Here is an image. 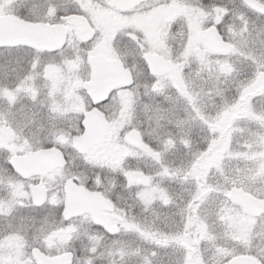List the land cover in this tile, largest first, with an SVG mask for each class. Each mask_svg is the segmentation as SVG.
I'll return each mask as SVG.
<instances>
[{"label":"trees","instance_id":"trees-1","mask_svg":"<svg viewBox=\"0 0 264 264\" xmlns=\"http://www.w3.org/2000/svg\"><path fill=\"white\" fill-rule=\"evenodd\" d=\"M48 1H37L40 7L39 13L44 11L41 7L45 6ZM87 1L89 13L91 0ZM257 1L261 2L259 4H264V0H194L192 6L195 14L204 15L206 27L222 19L224 21L223 31L226 39L229 38L231 30L239 31L242 28H247L251 35L249 36L248 46L244 51L248 52L251 50L254 57L261 58L264 57V43H262L264 42V8H262L261 11L263 12H261L252 5L256 4ZM192 16L194 15H190L189 18L183 17L180 21L173 24L170 23V28L167 31L168 33H166L169 34V38L172 39L170 41L173 43L181 35L179 37L183 52L191 35ZM178 47L180 46L173 48ZM198 47L200 51L204 50L201 44ZM194 56L193 53L191 57ZM171 57L173 56L171 55ZM177 61L182 62L183 55L178 56ZM230 61L231 65H234L235 71L227 76L210 73L208 68L202 67L199 62L192 59H190V62H184L183 75L186 76L190 83L191 90L193 88L200 96L201 106L203 107L202 115L213 116L220 112L225 104L231 105V102L239 96L240 85H244L254 78L256 65L253 64L251 59L246 60L244 56L233 55L230 57ZM138 73L135 72L133 85L135 116H108L109 134L110 136L113 135L114 128L117 125V128H119L117 133L118 143H124L123 133L130 128H136L154 148L158 149L156 151L164 148L163 141L169 138L174 139L175 146L164 152L163 155V165L170 169L167 177L162 175V164L158 163L156 158L155 161L149 162L145 157H133L131 159L135 163L130 160L126 163L127 167L140 168L141 175H146V172H148L151 178L150 185L164 189L165 194L170 196L173 202L161 206L157 217L154 218L156 222L151 223V230H141L152 233L147 236L143 235V239L138 237V235H141V231L126 232L124 235H122L123 232L119 231L113 236L101 231L97 233L94 240L87 236H80L71 242L68 248L57 246L51 253L59 254L70 250L74 253L73 264H78L75 260H80V264H113V262L115 264H144L145 257H149L153 264H179L177 260L181 250L186 252L190 250L191 259L189 264H197V255L205 257V260H202L205 261V264H224L237 254H254L255 252L252 250H238L233 252L235 253L234 255L231 252L222 258H219L215 252L211 256L201 249L204 246L202 243L200 244L203 246L199 243H193L195 240L194 236V238H184L189 241L183 244L170 241L166 246L157 245V239L165 235L180 234L181 228L182 234H196L190 224L186 226V217L188 215L186 205L197 192L198 185L205 186L206 191L203 192L201 199L195 202L191 215L199 210L205 213L209 211V214L223 213V218L227 215L225 213L226 209L224 210L226 205L231 204L232 207L240 209L239 205L232 203L229 199L228 194L232 187H240L260 197L264 196V188L254 187L245 183L244 180L248 179L247 173L236 175L232 171L229 177L222 178L210 174L207 171V159L217 150L218 146L217 144L212 146L210 152L205 153L203 151L208 148L211 139L209 128L200 119H193V114L195 113L188 107L185 99L179 96L176 88L168 86L162 94L148 89L149 93L145 95V86L148 84L150 87L151 80L146 72H140V76H138ZM38 97V103L42 104V94L39 93ZM249 97L253 102L255 112H247L245 114L243 110L244 103H242L240 109L236 110V115H229L227 125L224 127L225 134L223 138L232 127L234 121L238 119L240 122L238 128L242 129L240 133L243 139H248V147L240 153L230 151L228 154L233 158L241 157L250 160L253 168L260 169L264 173V123L258 120V117L264 114V79L257 84H253V92ZM23 106L21 108L16 104H5L0 110V114H2L0 116H13L16 126L18 128L22 127V138H27L33 145L47 144L46 141H51L53 133L58 130L69 129L72 135L75 134V125L78 123L79 116H75L73 121H69L66 118L62 119V121L57 120L56 116L39 115L33 117L31 116L32 112L23 109ZM108 106L113 112H121L124 109L118 97H115L112 100V104ZM161 116L163 119L160 118ZM36 135L39 137V142L32 140ZM216 137L219 139V134H216ZM2 138L0 137V139ZM182 140H188L189 145L185 146ZM2 144L4 142L0 140V145ZM67 154L69 156V167L80 172L70 176L81 178L83 180L81 183L88 188L102 190L111 194L113 191L111 187L114 185L110 181L98 182L93 178L98 175L104 178H114L116 173L117 177L125 176L124 169L126 165H123L121 170L118 171L110 163L101 164L99 161H103V157L87 158L86 155H78L71 148L68 149ZM141 154L142 156L148 155L143 152ZM2 157L3 150H0V159ZM106 159L110 161L111 158L106 157ZM237 166H242V164L235 165L234 168L238 169ZM171 172H176V177L170 176ZM197 176H199V179H197ZM254 179L256 183L260 182L255 175ZM119 184L124 186V189L116 193L115 199L118 202L125 201L122 194L135 193L137 191L134 189L137 184L125 185L123 182ZM221 184L222 186H220ZM153 198H156V200H153L156 203H159L161 199L163 200L158 193ZM143 208V206L140 207L141 210ZM240 211L242 215L249 218L242 210ZM234 227L236 228L235 225ZM234 227L231 226L233 234ZM243 228L242 224L240 231ZM114 237H118L119 240L117 247L111 246V241H113ZM199 245L200 248H196ZM160 251H162V254H160ZM208 251L211 252V250ZM153 253H155V256H153Z\"/></svg>","mask_w":264,"mask_h":264},{"label":"flooded vegetation","instance_id":"flooded-vegetation-1","mask_svg":"<svg viewBox=\"0 0 264 264\" xmlns=\"http://www.w3.org/2000/svg\"><path fill=\"white\" fill-rule=\"evenodd\" d=\"M37 1L38 0H0V16L14 14L18 18L28 22L39 20L50 24H62L66 27L65 44L61 48H58V51H56L54 54H38L36 51L26 45L0 46V110H2V106L5 104H16L22 108L23 104L25 103L23 108L31 110V112L35 114L34 116H50L49 107L45 108L43 106H38L39 97L35 94L37 93L35 87L40 81L38 72L41 70L40 68L44 67L45 65H47V69L52 65H55L62 68L61 71L64 72L88 73L84 79L88 80L91 73V67L88 64V57L95 54H103L108 58H119L132 72L140 73L143 71L145 72V64L143 62L145 53L158 54L166 57L171 61L172 69L174 63L178 62L177 57L181 56L183 53L181 49V39L179 37L181 35H179L178 40L173 43L171 42L172 39L168 36L169 34H166L170 28V23L173 24L177 21H180L179 17L173 19L171 22H169V24H165L162 30H158V37L155 42H152L151 38L147 35L145 29L141 25L142 23L146 22L144 21L146 16H143L142 14L146 13L151 8V5L167 6L174 0H130L134 2L130 6L125 0H96V2L101 5L105 3L106 6H104V8L107 6L112 10L116 8L118 12L122 14L118 15L117 17H115V15L109 16V13L105 12H101L103 15L97 12H91L95 13L96 15L88 13L86 0H49L45 6L41 7L44 9V11L39 13L40 7ZM33 13L36 15H33ZM130 13L134 14L136 16L135 19L138 21L143 19L140 22L141 26L139 29L131 27L127 22L128 18L126 16ZM72 14L76 16H84L88 20V23L93 31V35L88 41H83L80 39L76 27L73 24L68 23L67 17ZM61 17H64L65 19L62 20ZM73 43L76 45V47H73ZM151 43H158L160 50L152 51V49H150ZM97 44H100L101 46L96 47ZM177 46L180 47L173 48ZM88 48L92 49V53L87 57V59H85L84 50ZM161 51H167L170 58ZM38 55L39 65H36L33 63V58ZM171 55L173 57H171ZM73 58V62L69 64L68 60ZM49 61H55V63H49ZM61 62H63V66H61ZM133 85L127 88L115 89L114 95L111 96V102L103 106V111L106 112L107 116L111 113H114L116 116H135V92ZM82 89L83 88L81 87V91L83 92ZM148 89H150V87L147 84L145 86V95L149 93ZM50 90L51 88H47L46 93L42 94V100L46 104L50 103V97L52 96V92ZM7 97L9 98L8 102H6ZM115 97H118L121 100V104L124 106V109L121 112H113L108 106L112 104V100ZM12 121L13 116H0V137H3L0 140H3L4 142V144L0 145V148L3 150V157L0 159V211L3 210V206H5L7 201L11 199L12 193L15 191V189L9 187L8 177L12 176L13 172L11 171V165L6 164V161L12 155H23L14 154L11 151L12 147L15 146V153H21L19 149L18 138L19 142L22 143V135L18 133L13 136V133L3 132V129L6 128L8 124L10 126L15 124L13 123L14 121ZM125 132L123 133L124 143H118L117 136H113L114 140H110V138H108L109 133H107L106 137V140L108 138V141L112 142L107 149L108 152H110V161H120L119 166L116 167L118 171L121 170L123 165H126L128 160H130L132 163H135V161L131 159L133 157H145L149 162L155 161V157L149 154L147 156H142L141 153L146 152L140 147L126 142L124 140ZM8 135H11L9 139H7ZM141 138L142 141L150 145L153 150H158L143 137L142 133ZM32 140L39 142V137L36 135ZM49 142V140L46 141V143ZM104 143L96 145L95 147L103 145ZM69 148L77 153V151L72 146V142L68 141L63 145L61 150L67 156L68 164L65 166L63 174L57 173L51 181L47 182L44 188L45 196L46 193L50 192V195L47 196L49 201L52 194L60 195V201L58 204L55 206H50L49 203H46L42 207L38 208L31 204V199L33 197L22 198L18 196L16 206L11 214L7 217L0 214V251L4 248V242H6L9 243L10 248L7 253L14 255V260L9 261V258H6L4 255L1 256L0 254V264H21L23 262L21 248L24 245L28 246L30 258L33 262H35V264L36 261L32 255L33 249L35 248L40 249L46 255H55L51 253V251L54 249L46 247L48 246L46 244V240L51 238L55 229L60 231L61 234H64L70 232L71 225H78L82 227L80 230L84 231L87 237L92 240L95 239L98 232H105L98 226V223L94 221L90 214L73 216L65 220L62 227L59 226L61 217L57 209L62 208L63 204L65 203L64 183L66 179L71 177L70 175L80 173L79 171L69 167V156L67 154ZM107 156H102L103 160H108L106 159ZM95 157H97V155H95ZM113 168L115 167L113 166ZM52 171H56V169ZM124 172H132L136 173L137 175L134 179L127 176L117 177V173L114 175V178H104L99 175L93 178L98 182L110 181V183L114 185L111 187L113 190L111 194L99 190L107 198H109L112 203L114 202L113 211H106L109 222L111 226L119 227V231L121 232L151 230V223L156 222L154 218L157 217L161 206H164L165 203L162 199L159 201V203L153 202V200H156V198H153L154 195L152 196V194L146 192H144V198L151 201V203L147 206L137 198V194L139 192L122 194L125 201L118 202L115 199L116 193L121 189H124V186L119 184L120 182L125 183V185L137 184V186L134 188L136 190H138V187L148 189L151 182L148 172H146V175H141L140 168L138 167H134L133 169L127 167L126 165ZM16 175L17 183L20 185V192L26 190L27 183L37 185L41 182L40 174L30 175L27 177V180H25V177L20 175L19 172H17ZM72 178L78 184H82L81 181L83 180L81 178ZM145 179H147L148 183H145ZM89 189L94 190L92 188ZM113 193L114 195H112ZM21 201L26 206H21ZM141 206L144 207L143 210L140 209ZM125 215L130 220L136 221L140 225V229H123L121 225ZM45 220L47 223H45ZM9 225H11V229L9 228ZM50 225H57V227H55L54 230H49ZM42 227L44 232L47 233L46 235L41 231ZM5 232H8L9 234L7 236L3 235ZM105 233L110 235L107 232ZM66 241L70 245L71 242L69 240ZM114 241L118 242V240L113 239V241H111V246H114Z\"/></svg>","mask_w":264,"mask_h":264},{"label":"snow or ice","instance_id":"snow-or-ice-1","mask_svg":"<svg viewBox=\"0 0 264 264\" xmlns=\"http://www.w3.org/2000/svg\"><path fill=\"white\" fill-rule=\"evenodd\" d=\"M33 15L36 14L33 13ZM61 19L63 20L65 18L61 17ZM29 23L39 24L41 23V21L35 20V21H29ZM223 29H224V21L222 19L218 20L216 23H213L209 26V30L214 31L215 44L212 47H205L203 51L196 50L194 53L196 60L201 64L202 67L208 68L210 73L227 76L230 75L233 71H235L234 65H231L230 57L233 55H241L244 56L246 60L251 59L253 64L256 65V69L254 72V79L252 83L248 84L247 86L241 84L238 98L235 99L231 105L225 104L222 107V110L217 113V117L215 118L211 116L202 115L203 107L201 106L200 96L198 93H194L191 91L190 83L188 82L187 78L183 76L184 62H190V57L193 55L191 51L185 52L183 54L182 62L178 61L173 65V72L170 77H162L161 74L149 63L150 53L144 54V61H143L145 64L144 70L148 74L149 79L151 80V85H150L151 91L162 94L165 88L168 86L176 88L179 96L185 99L188 107L191 108L195 113L193 119H200L201 122L209 128L211 139L209 141L208 148H205L203 150L205 153L210 152L212 150V146L218 143L216 133H219L220 138H223L225 134V129L223 127H218L216 123H212V120L226 117L229 115H236L237 114L236 110L240 109L241 104L245 103L247 98L252 94L253 84L255 82V79L257 78L264 79V57L261 58L254 57L251 50H249L248 52L244 51V49L248 46L249 43V36L251 35L250 31L247 28H242L239 31L233 29L230 31L229 38L226 39ZM21 43L27 44L26 41ZM28 46L34 51H36L38 54H44V53L54 54L56 51H58V49L41 48L40 46L34 44ZM100 46H101L100 44L96 45V47H100ZM73 47H76L74 43H73ZM91 53H92L91 48L85 49L84 50L85 59H87V57ZM73 60L74 58L68 60V63L71 64ZM33 63L39 65V55L33 58ZM49 63H55V61H49ZM119 63L120 62L118 61V64ZM61 66H63V62H61ZM44 67L46 69L47 65H45ZM120 70L123 71V68L121 67ZM128 71L130 74L131 70L129 69ZM182 77L183 79H181ZM85 86L87 87L88 85ZM55 88L56 85L53 83L52 84L53 91H55ZM114 91L115 90L111 91L108 97H105L103 100H99V101L92 100L91 97L89 96L87 104L83 106H81L79 102L80 97L76 94L75 91H69L66 93L64 105L62 107H59L57 105L55 96L50 97L51 102L49 104V109L53 116L61 117L68 115L69 112L78 113L79 120L78 123L75 125L76 135L75 137H73L71 132L68 130H58L53 133V139L49 143L37 144V145H33L31 141L28 140L27 138H23L22 143H20L18 138L19 149L22 153L33 155L43 160L51 161L57 167H56V171L41 169L40 170L41 182L37 185H32L31 183H27L26 190L20 192L19 191L20 185L17 183V175H16L17 169L15 165V155H12L9 159H7L6 164L11 165V171L13 172V175L8 177L9 187L15 189V191L12 193L11 199L7 201L5 206H3V210L0 211V214L7 217L14 210L18 196L22 198H32L34 193L38 189L45 188L47 182L51 181L57 173L63 174L64 168L68 164V161L63 158L64 153L61 149L66 142L75 139L76 142L75 147L77 148V150L85 152V155H87L82 141H84L85 138H87L90 133V128L88 126L89 112L98 109L103 110V106L111 102V96L114 95ZM247 112L248 109L246 108L245 114H247ZM34 115L35 114H33V117ZM160 118L163 119L162 116ZM258 120L261 123H264V114H261L258 117ZM129 135H132V133H129ZM135 135L139 137L140 133L135 132ZM163 143H164V148L159 151L153 150L147 144H141L140 146L145 150L147 154L155 157L157 162L162 164L163 172L165 174H168L170 169L166 165H163V155L164 152L175 146V141L174 139L169 138L163 141ZM182 143H184L185 146L189 145L188 140H182ZM11 151L15 153L16 147L13 146ZM108 163L112 164L114 167H118L120 161H108ZM20 175H23L25 177V180H27L28 174L20 173ZM124 175L134 179L137 174L128 172V173H124ZM193 175H195V173H193ZM197 179H199V176H197ZM66 183L69 187H71L74 185L75 180L66 179ZM145 183H148L147 179H145ZM148 191L151 192L153 195L158 193L163 198L165 204L173 202L172 198L170 196H167L165 194L164 189L162 188L149 186ZM205 191H206L205 186L198 185L197 192L192 196V199L186 205V208L188 210V215L186 217V226L187 224H190L192 222L193 217L191 213L194 209L195 202L201 199V196ZM48 195H50V192L46 193L45 199L43 200L32 198L31 204L35 205L38 208L42 207L46 203L55 204V197H52V200L49 201L47 199ZM137 198L140 199L146 206L151 203L150 200L144 198L143 192L138 193ZM21 206H26V205H24L23 202L21 201ZM57 211L61 217L59 226L62 227L64 221L69 218L72 212V207L70 203H64L63 207L58 208ZM45 223H47L46 220ZM98 226L102 228L105 232L109 233L110 235H115L119 231V227L116 226L110 225L108 227H105L103 224H99V223ZM121 226L125 230L140 229V225L136 221L130 220L126 215L123 219ZM55 227H57V225H50L49 230H54ZM9 228L11 229V225H9ZM41 231L44 232L43 227L41 228ZM8 234H9L8 232H5L3 235L7 236ZM44 234L46 235L47 233L44 232ZM151 234L152 233L148 231L141 232V235H145V236ZM170 241H174L178 244L185 243L184 237L181 234L162 236L160 239L156 240V243L158 246L159 245L166 246L169 244ZM113 243L115 246L118 242L114 241ZM232 254L234 255L235 253ZM254 255L257 257L258 260H260L261 264H264V250H258L254 253ZM153 256H155V253H153ZM33 264H35V262H33ZM113 264H115V262H113ZM144 264H153V262L149 257H145ZM227 264H231V262L228 261Z\"/></svg>","mask_w":264,"mask_h":264},{"label":"rangeland","instance_id":"rangeland-1","mask_svg":"<svg viewBox=\"0 0 264 264\" xmlns=\"http://www.w3.org/2000/svg\"><path fill=\"white\" fill-rule=\"evenodd\" d=\"M125 1L129 3V6L132 3H134L133 1H130V0H125ZM193 1L194 0H174L171 3H169V5L167 6L151 5V8L146 13L142 14L143 16H146V18H144V21L146 22L141 24L140 22L143 19H140L138 21L135 19L136 16L131 13L126 16L128 18L127 22L129 23L131 27L135 29H139V27L142 25L147 35L151 38L152 42H155L158 37V30H162L165 24H169V22H171L176 17L189 18L190 15H194L192 16L191 35L188 38L186 49L182 53V55L185 52H189V51H191V53H195L196 50H199L198 45L201 43L200 36L202 32L206 29V25L204 21V15L199 16L194 13L193 6H192ZM259 3L261 2L257 1L256 4H252V5L256 9L261 11L262 8H264V4H259ZM93 4H90L89 6V13L97 12L99 14H102L103 12H105V13H109V16L115 15V17H117L118 15H122L120 12H118L116 8H114L113 10L110 7L105 9V8L100 7L96 3H93ZM150 49H152V51H155V50L157 51V50H160V47L158 43H151ZM161 52L170 58L169 53L167 51H161ZM190 59L197 61L195 56L191 57ZM40 69L41 70H39L38 72L40 81L37 83V86L35 87V90L37 91V93H35L36 95L39 94L38 88H41L44 85L43 82H46L47 84L49 82L48 85L51 88L50 91L52 92V96H55L56 103L59 107H62L64 105L66 93L69 91L76 92V94L80 97L79 102L81 106L87 104V100L85 99L84 95L82 94L80 90V85L84 79L83 77L85 76V73L83 72H74V73L64 72V71H61L62 68L55 66V65H52L48 69L47 68L45 69V67H42ZM172 72L162 77H170ZM133 74L135 75V72H133ZM140 75L141 74L138 73V76ZM253 79H251L248 83H245L244 85L247 86L248 84L252 83ZM259 81H262V79H259V78L255 79L254 84L259 83ZM53 83L56 85L55 91H53L52 89ZM46 91H47V88L45 85L43 89V93H46ZM191 91L196 93V90H194L193 88ZM8 101H9V98L7 97L6 102ZM233 102L234 101H232L231 103ZM49 104H46L44 102V104H39L38 106H43L47 108L49 107ZM243 106H244L243 108L244 111L247 108L248 112H255V107L250 97L247 98ZM31 116H33V113H31ZM50 116H53L51 112H50ZM75 116H79L77 112H69L68 115L57 117V120L62 121V119L66 118L69 121H73ZM108 116H116V115L114 113H111ZM205 116H208V115H205ZM211 117L215 118L217 117V114ZM228 120H229V116H226V117H222L219 119H213L212 123H216L218 127L224 128L227 125ZM14 125L10 126L8 124L6 128L3 129V132L14 133V134L20 133L22 135L23 134L22 127L18 128L16 125L15 126ZM239 125H240V122L238 121V119H236L232 127L229 129V131H227L226 136L223 139H220L218 137L219 138L218 143H217L218 148L207 159V171L213 176H218L219 178L229 177L232 174V171H234L236 175L239 173H241L242 175L247 173L248 179L244 180L245 183H248L254 187L264 188V173H262L260 169L253 168L252 162L250 160H246L241 157L233 158V157H230V155L228 154V152L230 151H236L237 153H240L241 151H245V149L248 147L247 145L248 139H243L242 134L240 133L242 129L238 128ZM118 130L119 128H117V125H116L114 128L113 135L110 136L108 134V138H110V140H114L113 136L114 135L118 136L117 135ZM68 131L70 130L68 129ZM216 134L218 135L219 133H216ZM10 137L11 135H8L7 139H9ZM108 138L103 145L93 148L92 151L87 156V158H94L95 155H97V157H100V158L105 155L110 156V152H108L107 149L111 145L112 142L108 141ZM0 150L2 149L0 148ZM240 160H243V161H240ZM99 162L101 164H106L108 160H103ZM239 164H242V166H237L238 169L234 168L235 165H239ZM104 167H107V166H104ZM162 175L165 177L168 176L164 172L162 173ZM254 175L257 178H259L260 182L258 183L255 182ZM170 176L176 177V172H171ZM150 186L154 187V185H150ZM220 186H222V184ZM137 191L139 193L146 192V193L152 194L151 192L148 191V189H143L141 187H138ZM59 196L60 195L58 194H52L50 201L52 200V197H55V204L49 203L50 206H55L56 204L59 203L60 201ZM225 209H226L225 213H227V215L224 218H223V213L209 214V211L208 213H205L199 210L197 212H194L192 215L193 219L190 225H191V228L194 230V233L196 231V234L194 235L182 234V228H181L180 234L183 235L184 238H194L195 237L194 238L195 240L193 241V243L195 244L202 243L204 246L202 244L200 245L203 246V248H201L203 251H205L206 253H209L211 256L215 252L219 256V258H222L226 254H229L231 252L233 253L238 250L240 251L241 250H252L254 252L258 250H264V214L257 219H248L244 215L241 214V211H240L241 209H239L238 207H232V205L229 204V205H226L224 210ZM242 224L244 228L242 229V231H240ZM234 225L236 226L237 229L234 227ZM231 226L234 227L233 228L234 234L231 229ZM81 228L82 227L78 225L76 226L71 225L70 232L64 233V234H61L60 231L55 229L52 233L51 238H49V240H46V244L48 245L46 247L50 249H55L57 246H62V248H65V249L68 248L69 244L67 243L66 240L73 242L80 236H87L84 231L80 230ZM125 233L126 232H123V234ZM128 233H132V232H128ZM138 237L142 239L144 238L143 235H138ZM186 241H189V240H185V242ZM200 245L196 248H200ZM9 249H10L9 243L4 242V248L0 251V254L1 256L4 255L6 258H9V261H13L14 255L7 253ZM28 249H29L28 246H25V245L21 248V254L23 257V262L21 264H33V261L30 258V253ZM208 250H211V252ZM160 254H162V251H160ZM190 255H191L190 250H188L187 252L181 250L179 259L177 261L179 262V264H189L190 259H191ZM196 259H197V264H205V261H202L203 259L205 260V257L197 255ZM75 261L78 262V264H80V260L79 261L75 260Z\"/></svg>","mask_w":264,"mask_h":264},{"label":"water","instance_id":"water-1","mask_svg":"<svg viewBox=\"0 0 264 264\" xmlns=\"http://www.w3.org/2000/svg\"><path fill=\"white\" fill-rule=\"evenodd\" d=\"M69 23H73L79 32L82 40L86 41L92 37V31L89 28L84 17L71 15L68 17ZM66 38V28L61 24H48L41 22L39 24H30L18 18L14 14L0 16V46L15 45H38L41 48L56 49L64 44ZM201 40L206 47H212L215 44L214 31L209 27L202 34ZM27 42L21 43V42ZM91 65V80L84 82V88L92 100H103L109 96V93L117 88L127 87L133 83L132 72L125 68L123 63L117 59H110L102 54H97L88 58ZM118 61L120 62L118 64ZM149 63L160 73H166L171 70V62L160 55L150 54ZM123 68V71L120 68ZM85 85H88L87 87ZM88 126L90 133L82 141L86 153L96 144L102 143L105 139L107 120L105 113L101 110H92L88 115ZM137 130H131L125 136L126 141L141 147L145 144L141 141V136L135 135ZM132 133V135H129ZM75 137V136H74ZM73 139V147H75ZM79 151V150H78ZM81 154L85 152L79 151ZM65 160V155L63 157ZM15 165L17 172L26 173L28 176L40 174L41 169L54 170L57 166L51 161L43 160L33 155L15 156ZM41 175V174H40ZM23 176V175H22ZM70 179V178H69ZM83 189V190H81ZM65 203H70L72 212L69 218L81 214H90L94 221L110 226L106 211H113L112 201L105 198L101 192L90 191L76 182L69 187L65 181L64 185ZM45 197L44 188L38 189L33 198L43 200ZM230 198L233 202L241 204L245 213L251 216H258L264 211V201L258 199L240 188H232ZM33 255L38 264H72L73 254L66 252L58 256L49 257L39 249L33 250ZM231 264H261L251 255H237L229 260ZM227 264V263H226Z\"/></svg>","mask_w":264,"mask_h":264}]
</instances>
